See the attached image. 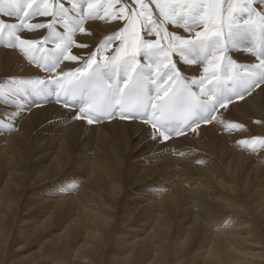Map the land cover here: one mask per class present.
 <instances>
[{
  "label": "bare ground",
  "instance_id": "1",
  "mask_svg": "<svg viewBox=\"0 0 264 264\" xmlns=\"http://www.w3.org/2000/svg\"><path fill=\"white\" fill-rule=\"evenodd\" d=\"M126 2L130 3L131 0H126ZM145 2L149 3V7L152 10L153 17L157 18V19H162L159 15V12L156 10L155 4L150 3V0H145ZM65 6L67 7L70 5H68L66 3ZM117 7H119V5H117ZM132 7H135V5L133 4ZM257 7H259V5H257ZM0 18L4 19L6 21H9V22H17L15 20V18H10V17H0ZM47 19H49V18L35 17L30 22L31 23L43 22V21H46ZM125 23H126V20H119V19H116V20H111V19H103V20L102 19H96V20L95 19H89V20H86L84 22V27H85L86 31L84 33L77 31L75 33V35L73 37L75 43L73 44V46L70 49L71 54L77 56L78 59L75 61L63 60L61 65H60V68L57 69V73H59L61 71H69V70H73V69H77V68H82L84 66L85 61L87 59H89L91 57L92 53H94V52L97 53L98 59L101 57L114 56L116 54V49L118 47L119 48L123 47L122 41L120 39H113L111 44L108 47H103L102 41H104L106 37H111L115 33L119 32L125 26ZM165 26L168 28L169 31H173V32L182 34L184 36L189 35L188 33L184 32V30L182 28L173 27L172 25H165ZM60 30L63 31L62 29H60ZM46 33H47V29H36L33 31L22 30L21 32H19V35L23 39L39 41L43 38V36ZM192 35H194V32L192 33ZM142 37L144 39H150V40L156 39L155 35H144L143 33H142ZM6 40H7V37H5V41ZM244 43L247 44L248 41H244ZM77 44L87 45V47H77L76 46ZM98 46H100V47L98 48ZM44 47L45 48H52V47H54V45L49 43V44L45 45ZM229 55L232 58H234L235 60L239 61L241 64H248V63H255L256 62L254 57L246 55L243 51H231L229 53ZM173 59H178V58L173 57ZM178 67H179L181 73L184 76L189 77V78L192 76H200L202 74V67L189 66V65L182 64L179 62H178ZM48 75H51V74L45 73L39 67H37L36 64L30 62L29 59L24 55L23 52H21V50L18 47L6 46V44L4 42H0V86H3L5 89H7L12 84V78H16L17 80L29 79V78H33L36 76H39L42 78H47ZM194 90H198V89H194ZM56 104H58V105H56ZM16 111H18L17 114L15 113ZM40 112L42 115L38 116V114ZM214 115L217 118L215 120H212L210 123H206L205 125H204V123H201L199 125V127L195 128V126H194L195 130L187 129V130H185L183 135H180V136L172 135L167 142H161V139L159 137H157V139L152 138L153 131H154L153 128H151L149 124L144 123L142 120L136 119V120H132V121H126L124 119H121L118 115L116 117L112 118L111 120L103 119L99 123H93V124H88L85 119L76 120L74 118L75 117V108L65 107L62 103L57 102L56 95L54 92L48 94L47 98H45L43 96L35 95L34 93L31 92L30 89H22L18 93H16L15 95H8V96L0 97V133L2 134V135H0V141H4L3 142V148L0 151V158L2 160H6L8 163H14V158H16V155H17V159H16L17 165L14 166V171H16L15 167H17L20 170V173H19L20 176H18V179L16 178V180H15L13 178L14 181H11V182H10V179H11L10 174L6 173V178L4 179L2 177V174H4L5 171L3 173V170H1L2 173H0V206L1 205L2 206L0 207V209L3 207L1 212L6 213L8 211H5V210L11 211L12 209H15V207H18V206L22 207L24 210H27V212H29L28 209L31 207L34 208L36 203L39 204L41 202L43 203L46 201L45 210L49 214L47 221L49 220V222H50V219H51L50 215L56 211L57 212L60 211L59 213L64 212V214L67 215V216L65 215L64 218L59 222V223H62V225L64 224V228H63L64 233L56 234L54 231L55 228L52 229L51 227H49L50 229H52V230H48L49 235H51V237L49 236L50 237L49 239H51L50 241L52 242L51 244L58 247V244H62L63 240H65L66 242L67 241L69 242L70 234H71V232H73L72 231L73 229L71 230V228L74 227V225H81L82 228H84L85 235H89V239L86 241V239L88 237L87 236V237H85L86 239H85L84 243H82L81 245L75 246V248H74L75 256H73V258L76 257L77 259H81V260L85 259V261L87 260L86 262H88L89 264H93L92 259L90 258L91 255L88 256L85 254V252L86 251L87 252H93V250L95 249L94 247L100 246V243L103 240L102 231L103 232H104V230L107 231V226L110 223L111 216H110V214H108L107 211H104L103 207H105L107 204L109 206H112L111 203L115 200H118V196H120V192L122 190V184L121 183L123 181H125V180H123L124 179L123 178L122 182H121L120 178H122L123 176L120 177V174H121L120 171L121 170L124 171V168H126V167H131V168L133 167L135 169V167L133 166L134 165L133 163H135V162H137L139 165L144 166L146 164H150L153 162L156 164L157 161L164 160L165 162L169 163L170 166L172 165V167H173L175 165L178 166L179 165L178 162L182 160V161H186L188 163H191L193 165L194 169L198 171L197 175L195 173H191L190 171H185V169H182L181 166H179V168H176V171H175V172H177V176L173 179L171 178L170 180H168L169 179L168 176H170V175H168L167 173H159V175L157 177H155V179L153 181H151V182L149 181L150 182L149 184H144L143 186L136 187L134 189H130L131 192L132 191L134 192V196H133L134 198H135V196L140 195L144 201L145 200L151 201V202L147 203V205H146L148 213L150 215L149 220L151 221V224H153L152 225V233H151V230L149 231V233H151L150 237L155 238V236H157L159 238L160 236L167 235V232L170 229V225L172 224V219H170V217H168V214H170L173 211V209H174V212L176 211L175 209H176V207H178L177 205H178V201L180 199H182L183 197L186 199L190 195L192 197V200H194L191 202V205H193L194 208L195 207L197 209L199 208L200 212L201 211L203 212L202 216L199 215L200 217H202L201 220H200L198 215L197 216L192 215L193 223H200L202 221L210 219L211 220L210 222L214 223V226H213L214 231L212 232L210 230L213 235L207 233L208 236L212 235L211 238L208 239V241L204 240V242H202L203 237H204V239H206L208 237V236L206 237V235H205L202 237L201 241L198 242L199 245L197 246L196 249L199 251H197V254H194L193 258L191 257L192 258L191 260H189L185 263L184 262L186 260L185 259L184 261L182 260V262H184L185 264H256L255 261L252 262L249 259H247V257H246L247 255H249L250 257L258 256V258L262 257V259H264L263 258L264 254L262 253L264 250H260L257 253H253L254 251H257V250L254 247L247 246V243H249V245L252 243L254 245H259V243H260V242H258V239L256 240V237L252 236V234H253L252 230L247 228V227H249L250 222L252 223V221H249L248 219H244L241 217H237L238 214H235L236 217L233 216L231 219L226 221V224H224V225H227V227L229 226L228 231L230 233L228 235H221L222 240L219 239L220 237L215 233H219L217 231L218 228H221L222 226H224V225H222L223 221H222V223L220 222L223 219V217H222V215L221 216L218 215V213L216 212L217 210L214 209L213 205L208 204V202H207L208 200L205 201V197L206 196L209 197L207 192L204 190L207 183H200V181H199V182H196V184H195L193 182V183H191V184H193V186H191V184L188 183V181H189V179L192 181L197 180L198 178H201V176H203V174H204V175H208L210 177H213L212 180L214 179L217 182V184H219V186H222L224 188H228L229 190H231V188L235 187L237 183L240 184L241 181H242L241 182L242 186L244 184L247 187V185L251 184L249 190L253 189V191L255 193L254 194L255 197H250L251 199L254 198V203H252V204L256 205L257 207H261V206L264 207V172H263L264 171V155L263 154H261V155L255 154L254 160L251 161L252 164L254 165L253 170H256V171H258L259 169L262 170L261 174H259V175L255 174V176L253 177V180L251 182H248L245 174L243 177L236 176L238 166L240 164L242 165V162L246 161L249 158V155L252 154V152H254L253 150L249 149L248 147L239 144L238 141H241V140L250 141L253 137H264V85H261L259 88H254L251 91V94L246 95L243 100H233V102L228 105L227 109L218 108L217 112L214 113ZM25 120H26V122H25V124H23ZM236 120H239V121L242 120L243 123L246 122L245 123L246 125L239 123ZM228 123L240 124L243 126V128L241 130L229 131V130H226V126ZM8 125H11L12 127L9 128ZM35 125H37L36 128L33 127ZM11 129L14 130L13 133L11 132L10 134H8V131L9 130L11 131ZM19 141L21 142L20 145H18ZM0 144H1V142H0ZM0 147H1V145H0ZM258 148H261V147H257V151L259 150ZM195 149L198 150V152L200 151L201 153L206 152L207 154H209V153H214V154L208 156V155H205L204 153H203L204 155L198 153L197 155H195V153L197 152V151H195ZM222 154H224L226 156L224 162H222V160H221L223 157ZM148 155H149V157H147ZM218 156H220L221 159H219ZM197 161H201V162L198 163ZM167 163H166V165H160L159 167H156L155 164H153V166L151 168L155 169V167H156L158 169L157 172H160L161 170L164 171L166 168H168ZM29 166L31 168L29 170L32 171V174L29 176L30 178L28 177L29 180H27V182H24L27 184H23L21 180H23V178H25L27 175L30 174V173L27 174L28 172L26 170L27 175L25 176V169L28 168ZM4 167H5V165H4ZM247 167H249V166H247ZM18 169H17V171L19 172ZM140 169H141V167H140ZM72 170L75 172L73 179L70 178V176L68 174L66 176V173L71 172ZM142 170H143V168H142ZM248 170H250V168ZM8 171H9V169H8ZM246 172H247V170H246ZM11 173L13 176V173H14L13 170ZM23 174L25 177L22 176ZM139 174H141L140 176H142L143 173H141V171H140ZM194 174L196 176H194ZM82 175H83V180H82ZM246 175H247V173H246ZM136 176H138V175H136ZM151 176H153L152 172H151ZM131 178H132V175H131ZM137 178L139 179V177H137ZM143 178H141V180H144ZM138 179H136V181ZM25 180L26 179H24L23 181H25ZM129 180H131L130 177H129ZM157 181H162L163 184H165V186L161 187V185H163V184H161L160 182H157ZM172 181H174L173 185L171 184ZM142 182L143 181H141V183ZM186 182L188 184L187 185L188 191H186L185 187H184ZM8 183H9V185L11 184V186L14 187V190H12L11 192L8 191V189H9V185H7ZM87 183H89L88 184L89 185L88 191L85 194V197H86V195H87V197L84 198V197H82V195L84 196V194L81 195V193L85 192V187H86L85 185ZM232 183H234V184L232 185ZM103 184H105V185H103ZM169 184H171L172 186L170 188H167V186ZM104 186H106L105 187L106 189L104 188ZM129 186H131V185H129ZM13 187H11V188H13ZM15 187H16V189H15ZM50 187H52V188H50ZM124 188L125 189H123V190L126 193L127 187L124 186ZM24 189H25V191H24ZM212 190H214V189H212ZM249 190L247 189V191H248V192H246L247 194L249 193ZM219 191L221 192V190H219ZM219 191H218V193H220ZM242 191H243V189H242ZM131 192H129L127 194H131ZM146 192H151V193H147L145 195H142ZM165 192H167V193H165ZM212 193L214 194V192H212ZM215 193L218 194L217 192H215ZM200 194L203 195L204 199L199 198ZM216 194H214V195L216 196ZM121 195L124 197L123 194H121ZM22 197H25V198H22ZM125 197H126V195H125ZM127 197H128V195H127ZM232 197H234V196L232 195ZM237 197H239V196H237ZM242 197L243 196L241 195V198ZM2 198H3V200H2ZM225 198H226V196H225ZM206 199H208V198H206ZM155 200H158V201L154 203ZM216 200H217V198H216ZM232 200H233V198H232ZM234 200H235V198H234ZM247 200H249V199H246L244 201V203ZM141 201H142V199H141ZM183 201L185 203V200H182V202ZM209 201H211V200H209ZM219 201H220V203L222 202L221 200H219ZM225 201H226V199H225ZM212 202H214V201H212ZM133 203H134V200H133ZM189 203H190V201H189ZM249 203H250V201H249ZM136 204H137V202H136ZM185 204H187V203H185ZM229 204H230V202H229ZM234 204H235V202H234ZM237 204H238V201H237ZM246 204L248 205L247 202H246ZM67 206L69 208L62 209V208L67 207ZM179 206H180V204H179ZM222 206H224V205H222ZM71 207L74 208V211H73L74 213L68 214L67 213L68 211L72 212L71 210H73ZM192 207H191V209H192ZM220 207H221V205H220ZM179 208L180 207H178V209ZM185 208H187V207H185ZM216 208H218V207L216 206ZM222 208L223 207H221L220 210ZM233 208H234V206H233ZM249 208H251V205ZM181 209H183V208H181ZM238 209H241V208H238ZM35 210L36 209L34 208V211ZM40 210H41V207H40ZM223 210L224 209H222V211ZM231 210H232V208H231ZM250 210L251 209H249L248 212H250ZM187 211L190 213V210H188V208H187ZM1 212H0V218L1 217L4 218L5 216H3L4 214ZM24 212H26V211H24ZM27 212L25 214H27ZM185 212H184L183 217H186V215L188 213V212L187 213H185ZM17 213H18V211H17ZM39 213H40V211H39ZM41 213H42V211H41ZM130 213H131V211H128L123 216L124 220L127 217L129 218ZM223 214H225V213H223ZM72 215L74 216V219L69 221L70 216H72ZM225 215H227V214H225ZM11 216L12 215H10V217ZM230 216H231V214H230ZM52 217H53V214H52ZM39 220H41V219L39 218ZM141 220H140V222H141ZM182 220L184 222V219H182ZM2 222H3V219H2ZM17 222H18V220H17ZM138 222H139V220H138ZM15 223H16V220H15ZM15 223H14V225H15ZM65 223H67V224H65ZM118 223L119 222H117V224ZM124 223H125V221H124ZM145 223H144V225H145ZM189 223H187V225ZM207 223L205 225H207ZM129 224H130V222H129ZM37 225L38 224H35L34 226H37ZM42 225L44 226V224H42ZM0 226H2V225H0ZM32 226H31V228H33ZM123 226H125V225H123ZM123 226H121V227H123ZM126 226H128V224ZM236 226L240 227L239 230H238V228H237V230H235ZM26 227H27V225H26ZM197 227L198 226H195V229ZM242 227H245L247 229H244ZM7 228L9 230V226H7ZM10 228H12V227H10ZM17 228H18V226H17ZM35 228H33V229H35ZM38 228L39 227H37V229ZM57 228H58V226H57ZM124 228H126V227H124ZM1 229H2V227H1ZM1 229H0V232H1ZM5 229H6V227H5ZM15 229H16V227H15ZM44 229H45V227H44ZM35 230H34V232H35ZM88 230H90V231L88 232ZM203 230L205 231V227ZM206 231H205V233H206ZM210 231H209V233H210ZM226 231H227V229H226ZM115 232H116V230H115ZM20 233L21 232L19 231L18 234H20ZM178 233L179 232H177V237H176V239L178 238V242H179V239H182V241L184 240L186 243L187 241H189L190 234L192 232L191 233L183 232L184 234L181 232H180L181 234H178ZM31 234L32 233H30L28 235H31ZM43 234H44V232H43ZM171 234H170V236H171ZM36 235H38V234L36 233ZM1 236L2 235L0 233V237ZM16 237H18V236H16ZM21 237H22V235H21ZM24 237L25 236H23L22 238H24ZM193 237H194V235H193ZM12 238L15 240L14 237H12ZM35 238L36 237H34V239ZM6 239L4 237L3 241L7 242V240L9 238L7 240ZM49 239L46 238L47 241ZM120 239H121V236H120ZM120 239H119V241H121ZM15 241H13V242H15ZM106 241H108V240H106ZM170 241H172V240H170ZM175 241H177V240H175ZM32 242H33V240H32ZM24 244H26V243H24ZM30 244H32V243H30ZM133 244H134V241H133ZM85 245H86V248H85L86 250L83 252ZM175 245H177V244H175ZM70 246H71V244H70ZM140 246H142V245L140 244ZM2 247H4V246H1V248ZM51 247H53V246H51ZM152 247H154V245ZM23 248H25V246ZM45 248L46 247H44V249ZM64 248H66V247H64ZM49 249H51V248H49ZM136 250L137 249H135V251ZM1 252H4V250L2 251V249H1L0 254H1ZM50 252H54V251H50ZM125 252H128V251H125ZM57 253H55V254H57ZM67 253H69V252H67ZM101 253H103V252H101ZM8 254L10 255L11 253H8ZM136 254H137V251L134 255H136ZM43 255H44V253H43ZM43 255H39V256H43ZM45 255H46V253H45ZM128 255L125 254L122 258L123 263H121V261L119 263L120 264H126V263L128 264L129 260L132 259V257L130 256L131 257L130 258ZM23 256L24 257H22V256L16 257V259L19 258V260H20L21 257L25 258L26 255L24 254ZM94 256H96L95 253H94ZM138 256H140V255L138 254ZM185 256H186V254H185ZM2 257L0 260L1 263H2ZM35 257L37 259L36 255H35ZM149 257H147V258L150 259ZM22 258H21V260L24 262H26V260L28 259V257L25 260ZM189 258H190V256H189ZM77 259H75V260H77ZM120 259L121 258L119 257V260ZM250 259H252V258H250ZM11 260H13V259H11ZM19 260L17 262H19ZM52 260H54V259H52ZM112 260H114V259H112ZM116 260H115V262H117ZM139 260L143 261L141 259H139ZM144 260L146 261L145 258H144ZM54 261H57V260H54ZM65 261H67V260H65ZM68 261H69V259H68ZM133 261L131 260L132 264H133ZM7 262H9V261H7ZM10 262H14V261H10ZM115 262H113V263H115ZM100 263H101V261H100ZM137 263L138 262H136V264ZM146 263H148V262H145V264ZM21 264H23V262ZM37 264H40V263H37ZM42 264H57V262H55V263L44 262ZM68 264H70V263H68ZM74 264H76V262H74ZM94 264H96V263H94ZM178 264H179V262H178ZM257 264H259V263H257ZM260 264H264V263L260 262Z\"/></svg>",
  "mask_w": 264,
  "mask_h": 264
},
{
  "label": "snow or ice",
  "instance_id": "2",
  "mask_svg": "<svg viewBox=\"0 0 264 264\" xmlns=\"http://www.w3.org/2000/svg\"><path fill=\"white\" fill-rule=\"evenodd\" d=\"M150 3L162 19L153 17L145 0H0V17L17 21L0 18V42L18 47L30 62L51 74L12 78L10 87L0 86V97L22 89L45 98L54 92L65 107H79L77 120L93 124L117 115L140 119L153 128V139L167 141L210 123L217 118L218 108L227 109L233 100H243L264 85V0ZM35 17L49 19L31 23ZM89 19L126 20L119 32L102 41L108 47L113 39H120L123 47L111 57L98 59L94 52L82 68L57 73L63 60L78 59L70 52L73 37L77 31H86L84 22ZM165 25L182 28L189 35L169 31ZM36 29H47L39 41L19 35ZM142 33L156 39H144ZM49 43L54 47L45 48ZM231 51H243L256 62L241 64L229 55ZM178 62L202 67V74L186 77ZM242 128L236 123L226 126L229 131ZM238 143L255 151L264 147V137Z\"/></svg>",
  "mask_w": 264,
  "mask_h": 264
},
{
  "label": "rangeland",
  "instance_id": "3",
  "mask_svg": "<svg viewBox=\"0 0 264 264\" xmlns=\"http://www.w3.org/2000/svg\"><path fill=\"white\" fill-rule=\"evenodd\" d=\"M96 20V19H95ZM56 105H58V104H56ZM16 114L18 113V111H16L15 112ZM42 114H41V112L38 114V116H41ZM31 118V117H30ZM237 122H239V123H242V124H244V125H246L245 123L246 122H244L243 123V121L241 120V121H239V120H236ZM25 122H26V120L24 121V123L23 124H25ZM36 126L37 125H35V126H33L34 128H36ZM12 127V126H11ZM33 129V128H32ZM13 129H11V131L9 130L8 131V134H10L11 132L13 133ZM0 135H2L1 133H0ZM16 140V139H15ZM1 142V147H0V151H1V149L3 148V142L4 141H0ZM17 143V142H16ZM19 143V144H18ZM17 144L18 145H20L21 144V142L19 141ZM194 149V148H193ZM259 150L257 151V150H255L254 152H252V154H250L249 155V158L246 160V161H244V162H242V165L240 164L239 166H238V168H237V174H236V176H238V177H243L244 176V174H245V176L247 177V180H248V182H251L252 180H253V177L255 176V174H261L262 173V170L261 169H259L258 171H256V170H253L254 169V165L252 164V162L251 161H253L254 160V158H255V154H257V155H261V154H263L264 155V147L262 148H258ZM195 151H197L196 153H195V155H197L198 153H200V154H202V155H208V156H210V155H213L214 153H209V154H207L206 152L204 153V152H198V150H196L195 149ZM155 153V152H154ZM204 153V154H203ZM220 153V152H219ZM151 155V154H150ZM219 155V154H218ZM222 159L220 158V156H218V158L219 159H221L222 160V162H224V160H225V158H226V156L224 155V154H222ZM147 157H149V155L147 156ZM16 159H17V155H16V158H14V163H8L6 160H2L1 158H0V173H2V171L1 170H3V173H4V171H5V173L4 174H2V177L5 179L6 178V173L7 174H10V182L11 181H14V179L16 180V178L18 179V176H20V170L17 168V167H15V170L16 171H14V166L15 165H17V161H16ZM250 160V161H249ZM182 162V163H181ZM185 162V163H184ZM250 162V163H249ZM16 163V164H15ZM166 163L167 162H165L164 160H159V161H157V163L155 164L154 162L153 163H150V164H146V165H144V166H142V165H139L137 162H135V163H133L134 165V167H135V169L132 167H126V168H124V171H120L121 172V174H120V177H122V178H120V180H121V182H122V179L123 180H125V181H123L121 184H122V190H121V192H120V196H118V200H115V201H113L111 204H112V206H109L108 204L105 206V207H103L104 208V211H107L108 212V214H110V216H111V220H110V225L108 224V226H107V231L106 230H104V232L102 231V234H103V240L101 241V243H100V246H96V247H94L95 249L93 250V252L95 253V255L98 257H96V256H94V253L93 252H85V254L86 255H88V256H90L91 255V259H92V262H93V264L94 263H96V264H99L100 263V261H101V263L102 264H120L119 262L121 261V263H123V260H122V258H123V256L125 255V254H129L128 256L130 257H132V261H133V264H136V262H138L137 264H145V262H148V263H146V264H178V262H179V264H185L187 261H189V260H191L193 257H194V254H197V251H199V250H197L196 248H197V246L199 245L198 244V242H200L201 241V239H202V237L203 236H205L206 235V237L208 236V234H212L211 233V231L213 232L214 230H213V226H214V223L212 222H210L211 220L209 219V220H205V221H202V222H200V223H193V221H192V215L194 216V215H200V216H202V214H203V212L201 211L200 212V209L198 208H194V206L193 205H191V202L192 201H194V200H192V197L189 195L186 199L184 198H182V199H180L179 201H178V207H180L179 209H178V207H176V211L174 212V209H173V211L170 213V214H168V217H170V219H172V224L170 225V229H169V231L167 232V235H165V236H160L159 238L157 237V236H155V238H151L150 236H151V233H152V225L153 224H151V221L149 220V213H148V210H147V207H146V205H147V203H149V202H151V201H149V200H143V198L139 195V196H135V198L133 197L134 196V192L132 191H130V189H134V188H136V187H140V186H143L144 184H149L151 181H153L154 179H155V177H157L158 175H159V173H167L168 175H170V176H168L169 177V179L168 180H170L171 178L173 179V178H175L176 176H177V172H175L176 171V168H179V166H181V168L182 169H185V171H190L191 173H195L196 175H197V173H198V171L197 170H195L194 169V167H193V165L191 164V163H188V162H186V161H179L178 163H179V165L178 166H173L172 167V165L170 166L169 165V163H167V167L168 168H166L164 171H160V172H157V168L156 167H159L160 165H166ZM152 164V165H151ZM153 164H155V169H153V168H151L152 166H153ZM251 164V165H250ZM4 165H5V167H4ZM191 165V166H190ZM11 166V167H10ZM139 168H137V167ZM146 166V167H145ZM149 166V167H148ZM187 166V167H186ZM243 166V167H242ZM246 166V167H245ZM247 166H249V167H247ZM140 167H141V169H140ZM175 167V168H174ZM13 168V169H12ZM142 168H143V170H142ZM250 168V170H248ZM8 169H9V171H8ZM17 169L19 170V172L17 171ZM29 169H31L30 168V166L28 167V168H26L25 169V176L27 175V174H29V175H27L26 177L24 176V174L22 175L23 177H25V178H23V180L24 179H26L25 181H23V180H21L22 181V183L23 184H27V183H24V182H27V180H29V176L32 174V171L31 170H29ZM132 169V170H131ZM137 169V170H136ZM146 171H145V170ZM148 169V170H147ZM247 170V172H246V170ZM263 169V168H262ZM12 170H13V176H12ZM26 170H27V172H26ZM152 170V171H151ZM253 170V171H252ZM131 171V172H130ZM140 171H141V173H143L142 174V176L144 177H142V176H140L141 174H139L140 173ZM144 171V172H143ZM149 171V172H148ZM252 171V172H251ZM124 172V173H123ZM151 172H152V175L153 176H151ZM264 172V171H263ZM27 173V174H26ZM134 175H133V174ZM138 173V174H137ZM246 173H247V175H246ZM19 174V175H18ZM67 174L70 176V178H74V175H75V172L72 170L71 172H68V173H66V176H67ZM194 174V176H196ZM131 175H132V178H131ZM136 175H138V176H136ZM150 175V176H149ZM193 176V175H192ZM208 175H204L203 174V176H201V178H198L197 180H190L189 179V181H188V183H195L196 184V182H199L200 181V183H207L206 184V187H205V191L207 192V194H208V196L209 197H205V201L206 200H208L207 202H208V204H211V205H213V207H214V209L215 210H217L216 212L218 213V215L219 216H221L222 215V217H223V219L220 221L221 223H222V221H223V224L222 225H224V224H226V221L227 220H229V219H231L233 216H235L236 217V215L235 214H238L237 215V217H241V218H244V219H248L249 221H252V223L250 222V225H249V227H247L248 229H251L252 230V232H253V234H252V236L253 237H256V240L258 239V242H260L259 243V245H254L253 243L252 244H250L249 245V243H247V246H251V247H254L257 251H254L253 253H257L258 251H260V250H264V207L263 206H261V207H257L256 205H254V204H252V203H254V198L253 199H251L250 197H255V193H254V191H253V189L252 190H249L250 189V185L251 184H249V185H247V187H246V185H244L243 184V186H242V181L240 182V184L239 183H237L236 184V186L235 187H233V188H231V190H229L228 188H224V187H222V186H219V184H217V182L213 179L212 180V178L213 177H210V176H208ZM29 177V178H28ZM128 177V178H127ZM129 177H130V179L131 180H129ZM137 177H139V179L137 178ZM152 177V178H151ZM2 178V179H3ZM14 178V179H13ZM134 178V179H133ZM141 178H143L144 180H141ZM150 178V179H149ZM195 178V177H194ZM127 179V180H126ZM136 179H138L137 181H136ZM146 179V180H145ZM149 179V180H148ZM82 180H83V175H82ZM81 180V181H82ZM135 180V181H134ZM130 183H129V182ZM141 181H143L142 183H141ZM150 181V182H149ZM215 181V182H214ZM125 182V183H124ZM157 182H160L161 184H163V182L162 181H157ZM4 183V182H3ZM212 183V184H211ZM89 183H87L85 186V192L84 193H81V195L82 194H84V196L82 195V197H84V198H86L87 197V195H86V197H85V194H86V192L88 191V185ZM127 184V185H126ZM171 184L173 185L174 184V181H172L171 182ZM171 184H169L168 186H167V188H170L172 185ZM234 183H232V185H233ZM7 185H9V183L7 184ZM103 185H105V184H103ZM129 185H131V186H129ZM188 184H187V182H186V184H185V190L186 191H188V189H187V186ZM124 186H126L127 187V192L125 193V191L123 190V189H125L124 188ZM134 186V187H133ZM164 187L165 186V184H163V185H161V187ZM191 186H193V184H191ZM242 186V187H241ZM11 187H13V186H11V184L9 185V189H8V191L9 192H11L12 190H14V187L13 188H11ZM106 186H104V188H105ZM200 187V186H199ZM11 188V189H10ZM43 188V187H42ZM50 188H52V187H50ZM241 188V189H240ZM15 189H16V187H15ZM106 189V188H105ZM212 189H214V190H212ZM218 189V190H217ZM242 189H243V191H242ZM247 189L249 190V193L247 194L246 192H248L247 191ZM169 190V189H168ZM219 190H221V192L219 191ZM24 191H25V189H24ZM218 191L221 193H218ZM223 191V192H222ZM229 191V192H228ZM252 191V192H251ZM124 192V193H123ZM129 192H131V194H127V193H129ZM212 192H214V194H216L215 192H217L218 194H216V196L212 193ZM238 192V193H237ZM240 192V193H239ZM242 192V193H241ZM147 193H151V192H146V193H144V194H142V195H145V194H147ZM165 193H167V192H165ZM164 193V194H165ZM211 193V194H210ZM226 193V194H225ZM234 193V194H233ZM121 194H123L124 195V197L121 195ZM213 194V195H212ZM224 194V195H223ZM239 194V195H238ZM250 194V195H249ZM253 194V195H252ZM125 195H126V197H125ZM127 195H128V197H127ZM138 195V194H137ZM212 195V196H211ZM221 195V196H220ZM229 195V196H228ZM232 195L234 196V197H232ZM241 195L243 196L242 198L244 199H242L241 198ZM218 196V197H217ZM225 196H226V198H225ZM237 196H239V197H237ZM140 199H138V198ZM214 199H213V198ZM248 197V198H247ZM22 198H25V197H22ZM122 200H121V199ZM124 198V199H123ZM190 198V199H189ZM199 198H201V199H204L203 198V195L202 194H200V197ZM206 198H208V199H206ZM216 198H217V200H216ZM219 198V199H218ZM231 198V199H230ZM232 198H233V200H234V198H235V200L233 201L232 200ZM249 199V200H247L246 202L248 203V205L246 204V202L244 203V201L246 200V199ZM141 199H142V201H141ZM224 199V200H223ZM225 199H226V201H225ZM228 199V200H227ZM2 200H3V198H2ZM133 200H134V203H133ZM182 200H185V203H187V204H185L184 203V201L182 202ZM190 201V203H189V201ZM209 200H211V201H209ZM219 200H221L222 202L220 203V201ZM230 200V201H229ZM121 201V202H120ZM158 200H155L154 201V203L155 202H157ZM212 201H214V202H212ZM237 201H238V204H237ZM249 201H250V203H249ZM253 201V202H252ZM136 202H137V204H136ZM228 202V203H227ZM229 202H230V204H229ZM233 202V203H232ZM234 202H235V204H234ZM42 203V202H41ZM41 203H39V204H37L36 203V205H35V211H34V208L33 207H31V208H29L28 210H29V212H27V210H24L22 207H20V206H18V207H15V209H12L11 211H9V210H5V211H8V212H6V213H3V212H1L2 211V208L0 209V212L1 213H3L4 215L3 216H5L4 218L3 217H1L0 218V225H2V226H0V229H1V227H2V229H1V237H0V240L2 241H0V248H1V246H4V247H2L1 249H2V251L4 250V252H1V256H0V260H1V257H2V263L4 264H21L22 262H23V264H37V263H40V264H42V263H44V262H49V263H55V262H57V264H68V263H72V264H74V262H76V264H87L88 262H86L85 261V259H77L76 257H74L73 258V256H75V253H74V248H75V246H78V245H81L82 243H84L85 242V237H87V239H86V241L89 239V235H85V232H84V228H82V226L81 225H74V227H72L71 228V230L73 231V232H71V234H70V240H69V242L67 241H65V240H63V242H62V244H58V247L57 246H54L53 244H51L52 242L50 241L51 239H49L50 237H51V235H49V233H48V230H52L53 228H55L54 229V231H55V233L56 234H59V233H64V224L62 225V223H59L63 218H64V216L66 215V214H64V212L63 213H59L60 211H56V212H53L52 214H53V217H52V214L50 215L51 216V219H50V222H49V220L47 221V218L49 217V214H48V212L45 210V203H46V201L45 202H43L42 204ZM184 203V204H183ZM218 203V204H217ZM145 204V205H144ZM179 204H180V206H179ZM190 204V205H189ZM215 204V205H214ZM233 204V205H232ZM240 204V205H239ZM251 205V208H249L250 207V205ZM42 205V206H41ZM125 207H124V206ZM219 205V206H218ZM220 205H221V207H223L222 209H224L223 211H222V209L220 210ZM222 205H224V206H222ZM246 205V206H245ZM2 206V205H1ZM0 206V207H1ZM124 208H123V207ZM129 206V207H128ZM193 206V207H192ZM216 206L219 208H216ZM232 206V207H231ZM233 206H234V208H233ZM242 206V207H241ZM21 209H20V208ZM40 207H41V210H40ZM185 207H187L188 208V210H190V213L187 211V208H185ZM191 207H192V209H191ZM225 207V208H224ZM228 207V208H227ZM241 208V209H238V208ZM248 207V208H247ZM65 208H69L68 206L67 207H64V208H62V209H65ZM72 208V207H71ZM126 208V209H125ZM181 208H183V209H181ZM231 208H232V210H231ZM73 210H71L72 212H67L68 214H72V213H74L73 211H74V208H72ZM226 209V210H225ZM228 209V210H227ZM249 209H251L250 210V212H248V210ZM15 212H14V211ZM18 211V213H17V211ZM125 210V211H124ZM179 210V211H178ZM182 212H181V211ZM234 210V211H233ZM24 211H26L27 212V214H25L26 212H24ZM39 211H40V213H39ZM41 211H42V213H41ZM112 211V212H111ZM128 211H131V213H130V216H129V218L127 217V218H125V220H124V218H123V216L128 212ZM178 211V212H177ZM186 211V212H185ZM222 211V212H221ZM230 211V212H229ZM14 212V213H13ZM32 212V213H31ZM36 212V213H35ZM174 212V213H173ZM184 212L185 213H187V215H186V217H183V215H184ZM198 212V213H197ZM227 212V213H226ZM248 212V213H247ZM21 213V214H20ZM23 213V214H22ZM148 213V214H147ZM183 213V214H182ZM197 213V214H196ZM223 213H225V214H227V215H225V214H223ZM7 214V215H6ZM59 214V215H58ZM64 214V215H63ZM230 214H231V216H230ZM253 214V215H252ZM10 215H12L11 217H10ZM39 215V216H38ZM44 215V216H43ZM67 216V215H66ZM121 216V217H120ZM182 216V217H181ZM199 216V218H200V220H201V218L202 217H200ZM218 216V217H219ZM254 216V217H253ZM44 217V218H43ZM55 217V218H54ZM188 217V218H187ZM13 218V219H12ZM19 218V219H18ZM39 218L41 219V220H39ZM2 219H3V222H2ZM22 219V220H21ZM36 219V220H35ZM45 219V220H44ZM55 219V220H54ZM72 219H74V216L72 215V216H70V219H69V221L70 220H72ZM142 219V220H141ZM175 219V220H174ZM182 219H184V222H183V220ZM186 219V220H185ZM225 219V220H224ZM15 220H16V223H15ZM17 220H18V222H17ZM21 222H20V221ZM24 220V221H23ZM29 220V221H28ZM118 220V221H117ZM125 221V223H124V221ZM133 220V221H132ZM138 220H139V222H138ZM140 220H141V222H140ZM145 220V221H144ZM178 220V221H177ZM182 220V221H181ZM203 220V219H202ZM7 221V222H6ZM40 221V222H39ZM55 221V222H54ZM113 221V222H112ZM144 221V222H143ZM192 223H191V222ZM208 223H207V222ZM15 223V225H14V223ZM26 222V223H25ZM33 222V223H32ZM45 222V223H44ZM117 222H119L118 224H117ZM129 222H130V224H129ZM146 222V223H145ZM190 222V223H189ZM204 222V223H203ZM5 225H3V224ZM11 225H10V224ZM115 223V224H114ZM124 223V224H123ZM136 223V224H135ZM144 223H145V225H144ZM187 223H189L188 225H187ZM207 223V225L209 226H207V225H205ZM9 224V225H8ZM13 224V225H12ZM17 224V225H16ZM27 225V227H26V225ZM35 224H38L37 226H34ZM42 224H44V226L42 225ZM65 224H67V223H65ZM122 224V225H121ZM128 224V226H126ZM141 226H140V225ZM200 224V225H199ZM204 224V225H203ZM20 225V226H19ZM33 227V228H35V229H33V228H31V226ZM50 225V226H49ZM52 225V226H51ZM117 225V226H116ZM123 225H125V226H123ZM144 225V226H143ZM186 225V226H185ZM190 225V226H189ZM7 226H9V230H8V228H7ZM17 226H18V228H17ZM42 226V227H41ZM57 226H58V228H57ZM77 226V227H76ZM110 226V227H109ZM113 226V227H112ZM120 226V227H119ZM121 226H123V227H121ZM195 226H198L196 229H195ZM5 227H6V229H5ZM10 227H12V228H10ZM15 227H16V229H15ZM37 227H39L38 229H37ZM44 227H45V229H44ZM49 227H51L52 229H50ZM77 229H76V228ZM115 227V228H114ZM117 227V228H116ZM124 227H126V228H124ZM134 227V228H133ZM194 227V228H193ZM204 227H205V231H206V233H205V231L203 230L204 229ZM208 227V228H207ZM22 228V229H21ZM25 230H24V229ZM29 228V229H28ZM31 228V229H30ZM62 228V229H61ZM109 228V229H108ZM113 228V229H112ZM119 228V229H118ZM142 228V229H141ZM191 228V229H190ZM210 228V229H209ZM216 228V227H215ZM235 228V227H234ZM237 228H238V230H239V228L240 227H237L236 226V228H235V230H237ZM242 228H244V229H247V228H245V227H242ZM20 229V230H19ZM83 229V230H82ZM102 229V228H101ZM226 229H227V231H226ZM34 230H35V232H34ZM47 230V231H46ZM91 230V229H90ZM90 230H88V232L90 231ZM112 230V231H111ZM115 230H116V232H115ZM151 230V233H149V231ZM211 230V231H210ZM229 230V226L227 227V225H224V226H222L221 228H218V232L219 233H215V234H217L219 237V239H221V235H228L230 232L228 231ZM14 231V232H13ZM21 232L20 234H18V232ZM23 231V232H22ZM32 231V232H31ZM53 231V232H54ZM60 231V232H59ZM106 231V232H105ZM111 231V232H110ZM209 231H210V233H209ZM34 232V233H33ZM40 232V233H39ZM43 232H44V234H43ZM58 232V233H57ZM113 232V233H112ZM118 232V233H117ZM125 232V233H124ZM175 234H174V233ZM177 232H179L178 234H181V233H183V232H189V233H191L190 234V238H189V241H187L186 243H185V241L183 240L182 241V239H179V242H178V238L176 239V237H177ZM181 232V233H180ZM258 232V233H257ZM23 233V234H22ZM30 233H32L31 235H28V234H30ZM36 233L38 234V235H36ZM48 233V234H47ZM80 233V234H79ZM108 233V234H107ZM111 233V234H110ZM172 233V234H171ZM203 233V234H202ZM208 233V234H207ZM10 234V235H9ZM13 236H12V235ZM35 234V235H34ZM73 234V235H72ZM116 234V235H115ZM128 234V235H127ZM170 234H171V236H170ZM174 234V235H173ZM184 234V233H183ZM220 234V235H219ZM21 235H22V237L23 236H25L24 238H22L21 237ZM118 235V236H117ZM153 235V234H152ZM193 235H194V237H193ZM213 235V234H212ZM211 235V236H212ZM16 236H18V237H16ZM20 236V237H19ZM33 236V237H32ZM38 236V237H37ZM43 236V237H42ZM50 236V237H49ZM82 236V237H81ZM120 236H121V239H120ZM124 236V237H123ZM141 236V237H140ZM210 236V235H209ZM208 236V237H209ZM211 236L208 238H206V239H204V237H203V240H202V242H204V240L206 241H208V239H210L211 238ZM4 237H5V239L7 238H9L8 240H7V242H5V241H3L4 240ZM12 237H14L15 238V240L12 238ZM31 237V238H30ZM34 237H36L35 239H34ZM84 237V238H83ZM119 237V238H118ZM144 237V238H143ZM148 237V238H147ZM12 238V239H11ZM31 240H30V239ZM44 238V239H43ZM46 238L47 239H49L48 241L46 240ZM83 238V239H82ZM107 238V239H106ZM131 238V239H130ZM146 238V239H145ZM25 239V240H24ZM29 239V240H28ZM42 239V240H41ZM112 239V240H111ZM117 241H116V240ZM119 239L121 240V241H119ZM134 239V240H133ZM15 241V242H13V241ZM27 240V241H26ZM32 240H33V242H32ZM75 240V241H74ZM106 240H108V241H106ZM143 240V241H142ZM146 240V241H145ZM170 240H172V241H170ZM175 240H177V241H175ZM222 240V239H221ZM25 241V242H24ZM45 241V242H44ZM81 243H80V242ZM119 241V242H118ZM133 241H134V244H133ZM142 241V242H141ZM148 241V242H147ZM154 241V242H153ZM175 241V242H174ZM26 243V244H24V243ZM41 242V243H40ZM106 242V243H105ZM145 242V243H144ZM147 242V243H146ZM190 242V243H189ZM195 242V243H194ZM247 242V241H246ZM245 242V243H246ZM6 243V244H5ZM11 243V244H10ZM20 243V244H19ZM30 243H32V244H30ZM36 243V244H35ZM46 245H45V244ZM177 244V245H175V244ZM181 243V244H180ZM206 243V242H205ZM3 244V245H2ZM42 244V245H41ZM69 244V245H68ZM70 244H71V246H70ZM75 244V245H74ZM140 244L143 246H140ZM148 244V245H147ZM154 245V247H152L153 245ZM157 244V245H156ZM10 245V246H9ZM53 246V247H51V246ZM152 245V246H151ZM246 245V244H245ZM13 246V247H12ZM25 246V248H23ZM40 246V247H39ZM10 247V248H9ZM44 247H46L45 249H44ZM64 247H66V248H64ZM102 247V248H101ZM145 247V248H144ZM21 248V249H20ZM48 248V249H47ZM49 248H51V249H49ZM54 248V249H53ZM86 248V245L84 246V249H83V252L86 250L85 249ZM101 248V249H100ZM181 248V249H180ZM1 249H0V251H1ZM42 251H41V250ZM97 249V250H96ZM99 249V250H98ZM124 249V250H123ZM128 249V250H127ZM131 251H130V250ZM135 249H137L136 251H137V254L136 255H134L135 253H136V251H135ZM196 249V250H195ZM259 249V250H258ZM27 250V251H26ZM50 252V251H54V252H48V251ZM63 250V251H62ZM103 250V251H102ZM142 250V251H141ZM177 250V251H176ZM69 252V253H67V252ZM107 251V252H106ZM125 251H128V252H125ZM155 251V252H154ZM160 251V252H159ZM13 252V253H12ZM58 252V253H57ZM99 252V253H98ZM101 252H103V253H101ZM131 252V253H130ZM8 253H11L10 255L8 254ZM36 253V254H35ZM40 253V254H39ZM43 253H44V255H45V253H46V255L44 256L43 255ZM53 253V254H52ZM55 253H57V254H55ZM60 253V254H59ZM74 253V254H73ZM263 254H264V251L262 252ZM26 255L25 256V258H22V257H24L23 255ZM63 254V255H62ZM73 254V255H72ZM117 254V255H116ZM122 254V255H121ZM138 254L140 255V256H138ZM147 254V255H146ZM185 254H186V256H185ZM12 255V256H11ZM35 255L37 256V259H36V257H35ZM39 255H43V256H39ZM62 255V256H61ZM149 257L150 259H148L147 257ZM157 255V256H156ZM261 255V254H260ZM10 256V257H9ZM20 256H22L21 258L22 259H26L27 257H28V259L26 260V262H24V261H22L21 260V258H20V260L22 261H20L19 260V258L18 259H16V257H20ZM94 256V257H93ZM115 256V257H114ZM118 258H117V257ZM144 256V257H143ZM189 256H190V258H189ZM7 257V258H6ZM9 257V258H8ZM12 257V258H11ZM34 257V258H33ZM46 257V258H45ZM51 257V258H50ZM55 257V258H54ZM66 257V258H65ZM119 257L121 258L120 260H119ZM130 257V258H131ZM152 257V258H151ZM188 257V258H187ZM192 257V258H191ZM247 257V259H249L250 261H252V262H254L255 261V263L257 264V263H259L260 264V262L262 263H264V259H262V257H260V258H258V256H254V257H250L249 255H247L246 256ZM257 257V258H256ZM39 258V259H38ZM44 260H42V259ZM45 258V259H44ZM64 258V259H63ZM97 258V259H96ZM114 259V260H112V259ZM134 258V259H133ZM141 259V260H143V261H140L139 259ZM144 258L146 259V261L144 260ZM250 258H252V259H250ZM264 258V257H263ZM11 259H13V260H11ZM35 259V260H34ZM52 259H54V260H57V261H54V260H52ZM68 259H69V261H68ZM75 259H77V260H74ZM96 259V260H95ZM117 259V260H116ZM148 259V260H147ZM152 259V260H151ZM161 259V260H160ZM186 259V260H185ZM9 261V262H7V261ZM19 260V262H17ZM65 260H67V261H65ZM98 260V261H97ZM100 260V261H99ZM113 262H115V260L117 261V262H115V263H113ZM131 260H129V262H128V264H132V262H131ZM150 260V261H149ZM154 260V261H153ZM182 260L185 262H182ZM10 261H14V262H10ZM37 261V262H36ZM85 263H84V262ZM136 261V262H135ZM156 261V262H155ZM159 261V262H158ZM257 261V262H256ZM260 261V262H259ZM28 262V263H27ZM143 262V263H142ZM152 262V263H151ZM181 262V263H180ZM1 263V261H0V264H2ZM100 263V264H101ZM249 263V262H248ZM89 264V263H88ZM127 264V263H126Z\"/></svg>",
  "mask_w": 264,
  "mask_h": 264
}]
</instances>
